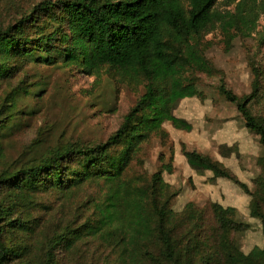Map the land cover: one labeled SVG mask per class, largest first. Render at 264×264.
<instances>
[{
	"label": "trees",
	"instance_id": "1",
	"mask_svg": "<svg viewBox=\"0 0 264 264\" xmlns=\"http://www.w3.org/2000/svg\"><path fill=\"white\" fill-rule=\"evenodd\" d=\"M15 2L0 0V264H88L91 251L106 255L102 264H264V248L241 249L237 235L251 226L235 209L215 202L173 209L180 192L164 178L174 172L173 157L151 176L140 170L153 139L167 137L166 123L193 130L175 110L204 96L202 77L220 73L206 55L207 35L219 30L230 47L257 32L264 47V1L233 0L221 12L219 0H42L10 17ZM30 66L107 73L141 93L106 141L59 140L38 152L45 143L38 139L35 155L15 160L7 140L37 112L20 101L46 89L29 82ZM251 66V94L236 95L225 80L217 91L259 137L255 190L210 156L183 153L193 169L251 197L250 215L264 236V116L251 108L262 96L264 69Z\"/></svg>",
	"mask_w": 264,
	"mask_h": 264
},
{
	"label": "rangeland",
	"instance_id": "2",
	"mask_svg": "<svg viewBox=\"0 0 264 264\" xmlns=\"http://www.w3.org/2000/svg\"><path fill=\"white\" fill-rule=\"evenodd\" d=\"M39 1L42 0H16L8 14L16 16ZM232 2L219 0L217 10H232ZM8 14L4 21H9ZM263 25L262 18L258 31H262ZM259 37L257 32L249 37H236L229 47L219 30L206 36L209 43L206 55L220 73L212 78L202 77L204 96L184 99L175 110V115L187 120L193 130H177L166 123L167 137L153 139L143 157L145 165L140 169L151 176L173 157L174 172L164 174L165 180L180 192L172 203L173 209L180 212L188 203H194L207 210L214 202L235 209L236 219L251 226L247 232L237 235L245 253L256 247L264 248L262 224L250 215L251 197L233 182L216 179L210 171L193 169L183 150H196L221 162L251 191L255 190L253 181L262 172L259 159L263 149L259 137L246 127L236 106L218 94L217 86L225 80L236 95L251 94L254 82L251 65L264 69V47L260 46ZM28 73L29 82H44L46 89L39 98L24 97L20 101L21 107L28 105L37 112L32 117H25L24 126L7 140L8 154L15 160L35 155L33 143L38 139L45 142L38 152L59 140L106 141L120 127L141 93L115 85L107 73L98 78L69 69L37 66H30ZM261 95L251 106L257 116H264V90ZM92 253L87 255L88 264L94 259L96 263L105 262L106 255L102 251L97 255Z\"/></svg>",
	"mask_w": 264,
	"mask_h": 264
}]
</instances>
